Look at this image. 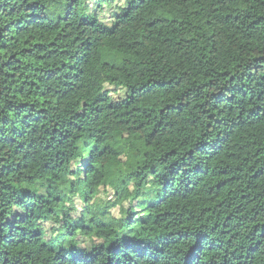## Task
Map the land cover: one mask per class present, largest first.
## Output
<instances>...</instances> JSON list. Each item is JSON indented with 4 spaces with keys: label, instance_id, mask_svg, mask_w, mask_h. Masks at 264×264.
<instances>
[{
    "label": "trees",
    "instance_id": "obj_1",
    "mask_svg": "<svg viewBox=\"0 0 264 264\" xmlns=\"http://www.w3.org/2000/svg\"><path fill=\"white\" fill-rule=\"evenodd\" d=\"M0 264H264V0H0Z\"/></svg>",
    "mask_w": 264,
    "mask_h": 264
},
{
    "label": "rangeland",
    "instance_id": "obj_2",
    "mask_svg": "<svg viewBox=\"0 0 264 264\" xmlns=\"http://www.w3.org/2000/svg\"><path fill=\"white\" fill-rule=\"evenodd\" d=\"M121 95H123V93H121ZM120 96V95H119ZM102 196H104V195H102Z\"/></svg>",
    "mask_w": 264,
    "mask_h": 264
}]
</instances>
